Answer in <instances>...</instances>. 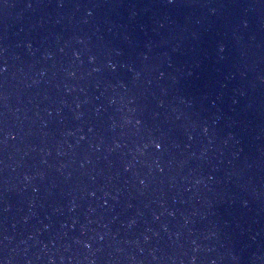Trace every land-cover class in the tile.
Wrapping results in <instances>:
<instances>
[{
  "label": "water",
  "instance_id": "95a60500",
  "mask_svg": "<svg viewBox=\"0 0 264 264\" xmlns=\"http://www.w3.org/2000/svg\"><path fill=\"white\" fill-rule=\"evenodd\" d=\"M0 264H264V0H0Z\"/></svg>",
  "mask_w": 264,
  "mask_h": 264
}]
</instances>
